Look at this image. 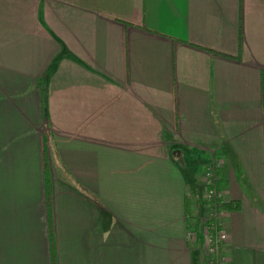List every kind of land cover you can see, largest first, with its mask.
Listing matches in <instances>:
<instances>
[{
	"label": "crops",
	"instance_id": "obj_1",
	"mask_svg": "<svg viewBox=\"0 0 264 264\" xmlns=\"http://www.w3.org/2000/svg\"><path fill=\"white\" fill-rule=\"evenodd\" d=\"M261 70L264 0H0V264H210L212 156L264 264Z\"/></svg>",
	"mask_w": 264,
	"mask_h": 264
},
{
	"label": "built area",
	"instance_id": "obj_2",
	"mask_svg": "<svg viewBox=\"0 0 264 264\" xmlns=\"http://www.w3.org/2000/svg\"><path fill=\"white\" fill-rule=\"evenodd\" d=\"M219 159L210 157L204 167V176L202 177V185L204 190V198L208 203V210L204 216L201 227L203 243L206 253L209 257L210 264H222L224 256L222 249L224 242L227 240V234L221 221L223 208L221 203L223 199L219 188H217V168ZM187 236L191 235V231L187 230Z\"/></svg>",
	"mask_w": 264,
	"mask_h": 264
},
{
	"label": "trees",
	"instance_id": "obj_3",
	"mask_svg": "<svg viewBox=\"0 0 264 264\" xmlns=\"http://www.w3.org/2000/svg\"><path fill=\"white\" fill-rule=\"evenodd\" d=\"M260 101H261V111H262V121H263V137H264V70H261V73H260ZM217 188H219L218 184H217ZM47 195H48V192H47ZM236 206H237L236 204L231 205L230 201H223L221 203V207L223 209L230 208V207H236ZM49 244L51 248V260H52V264H54L53 236L50 230H49Z\"/></svg>",
	"mask_w": 264,
	"mask_h": 264
},
{
	"label": "rangeland",
	"instance_id": "obj_4",
	"mask_svg": "<svg viewBox=\"0 0 264 264\" xmlns=\"http://www.w3.org/2000/svg\"><path fill=\"white\" fill-rule=\"evenodd\" d=\"M202 176H204V169H203V171H202ZM201 179H202V177H201ZM199 190L200 191H202V192H204V190H203V186L201 185V184H199ZM204 197V196H203ZM202 197V198H203ZM203 200H204V203H203ZM203 200H201V196H198V201H201V203H203L204 205H205V207H206V211L205 212H207V210H208V203L206 202V200H205V198L203 199ZM204 212V213H205ZM197 215H199V214H201L202 215V212L200 213V212H197L196 213ZM205 215H206V213H205ZM204 214H203V218H204V216H205Z\"/></svg>",
	"mask_w": 264,
	"mask_h": 264
}]
</instances>
